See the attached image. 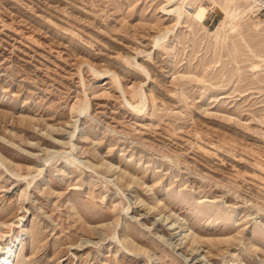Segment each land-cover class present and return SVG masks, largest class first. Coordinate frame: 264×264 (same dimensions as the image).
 Masks as SVG:
<instances>
[{
	"label": "rangeland",
	"instance_id": "obj_1",
	"mask_svg": "<svg viewBox=\"0 0 264 264\" xmlns=\"http://www.w3.org/2000/svg\"><path fill=\"white\" fill-rule=\"evenodd\" d=\"M166 2L0 0L13 264H264V14Z\"/></svg>",
	"mask_w": 264,
	"mask_h": 264
},
{
	"label": "bare ground",
	"instance_id": "obj_2",
	"mask_svg": "<svg viewBox=\"0 0 264 264\" xmlns=\"http://www.w3.org/2000/svg\"><path fill=\"white\" fill-rule=\"evenodd\" d=\"M190 1L191 0H167L162 10L166 12L167 16H170V15L176 16L177 25H180L182 24L184 14H189L191 16L190 6H189ZM198 1H201V0H198ZM202 1H206L211 4L216 5L219 8V10L222 12L223 22L220 24L219 29L217 30L215 35L219 34L225 28H230L231 31L237 33L238 27H239L238 25L239 23H241L243 19H246L248 16L252 14H254L255 16L256 14L257 15L259 14V11L255 9L254 5L251 3L250 0H222V2H224V6L220 5L216 0H202ZM173 6H176V7L174 9L168 10L169 7H173ZM201 13L198 12L196 15H194V17L192 16L193 19L195 21L201 22L202 21ZM258 28L259 27L257 25V29ZM256 57L259 63L255 64L253 69L255 71H259V70H262V68L264 67V58H262L261 56H256ZM93 72H94V79L96 81H99L100 77H103L105 76V74H107V73L101 74V72L99 73L95 69H93ZM86 107H82V108L84 109ZM165 157H167V155ZM111 169L113 168L111 167L110 170ZM175 226H178L177 229H181V232L188 231V230L186 231L183 224L181 223L178 224V222H176ZM7 243H8L6 245L7 253L4 256L0 254V264H13V258L15 254V247H16L17 239L13 238ZM1 249H2V245H0V251Z\"/></svg>",
	"mask_w": 264,
	"mask_h": 264
},
{
	"label": "built area",
	"instance_id": "obj_3",
	"mask_svg": "<svg viewBox=\"0 0 264 264\" xmlns=\"http://www.w3.org/2000/svg\"><path fill=\"white\" fill-rule=\"evenodd\" d=\"M260 14H264V0H250Z\"/></svg>",
	"mask_w": 264,
	"mask_h": 264
}]
</instances>
